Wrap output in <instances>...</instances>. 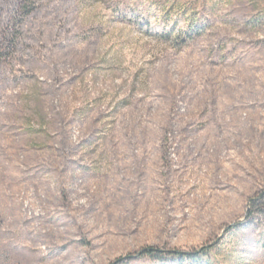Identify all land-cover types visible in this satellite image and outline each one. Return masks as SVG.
Wrapping results in <instances>:
<instances>
[{"label":"rangeland","instance_id":"374dc122","mask_svg":"<svg viewBox=\"0 0 264 264\" xmlns=\"http://www.w3.org/2000/svg\"><path fill=\"white\" fill-rule=\"evenodd\" d=\"M32 1L0 264H264V0Z\"/></svg>","mask_w":264,"mask_h":264},{"label":"trees","instance_id":"16d2710c","mask_svg":"<svg viewBox=\"0 0 264 264\" xmlns=\"http://www.w3.org/2000/svg\"><path fill=\"white\" fill-rule=\"evenodd\" d=\"M33 8L32 0H0V57L14 50L18 27Z\"/></svg>","mask_w":264,"mask_h":264},{"label":"water","instance_id":"95a60500","mask_svg":"<svg viewBox=\"0 0 264 264\" xmlns=\"http://www.w3.org/2000/svg\"><path fill=\"white\" fill-rule=\"evenodd\" d=\"M223 232H225V230Z\"/></svg>","mask_w":264,"mask_h":264}]
</instances>
